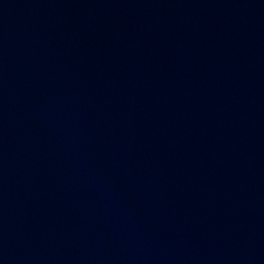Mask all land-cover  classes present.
<instances>
[{"label": "water", "instance_id": "obj_1", "mask_svg": "<svg viewBox=\"0 0 264 264\" xmlns=\"http://www.w3.org/2000/svg\"><path fill=\"white\" fill-rule=\"evenodd\" d=\"M0 264H264V0H0Z\"/></svg>", "mask_w": 264, "mask_h": 264}]
</instances>
